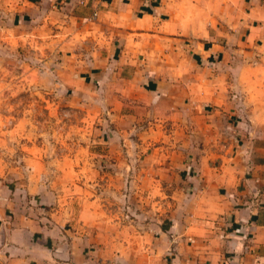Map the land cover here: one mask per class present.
Masks as SVG:
<instances>
[{
    "label": "crops",
    "instance_id": "0c3cea01",
    "mask_svg": "<svg viewBox=\"0 0 264 264\" xmlns=\"http://www.w3.org/2000/svg\"><path fill=\"white\" fill-rule=\"evenodd\" d=\"M1 7V29L28 27L30 45L83 56L99 88L118 82L133 104L176 117L211 108L235 128L236 153H221L219 165L201 156L183 167L186 205L158 232L154 264H264V0H2ZM8 224H0V264H133L112 238L94 246L93 235H38L29 221Z\"/></svg>",
    "mask_w": 264,
    "mask_h": 264
},
{
    "label": "rangeland",
    "instance_id": "374dc122",
    "mask_svg": "<svg viewBox=\"0 0 264 264\" xmlns=\"http://www.w3.org/2000/svg\"><path fill=\"white\" fill-rule=\"evenodd\" d=\"M30 32L0 28V224L112 238L116 254L154 264L158 232L186 205L183 167L236 153L235 128L211 108L176 117L135 105L118 82L99 88L83 56L30 45Z\"/></svg>",
    "mask_w": 264,
    "mask_h": 264
},
{
    "label": "built area",
    "instance_id": "2783aa9c",
    "mask_svg": "<svg viewBox=\"0 0 264 264\" xmlns=\"http://www.w3.org/2000/svg\"><path fill=\"white\" fill-rule=\"evenodd\" d=\"M1 4H2V0H0V20L2 19V7H1Z\"/></svg>",
    "mask_w": 264,
    "mask_h": 264
}]
</instances>
